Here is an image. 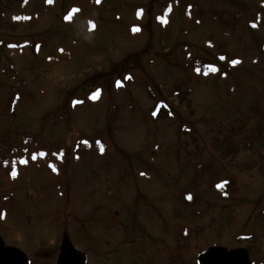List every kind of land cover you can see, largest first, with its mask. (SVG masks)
Here are the masks:
<instances>
[{
  "label": "rangeland",
  "instance_id": "rangeland-1",
  "mask_svg": "<svg viewBox=\"0 0 264 264\" xmlns=\"http://www.w3.org/2000/svg\"><path fill=\"white\" fill-rule=\"evenodd\" d=\"M22 7L7 33L25 48L0 52V156L18 147L16 165L0 159L6 244L34 264H54L64 233L89 264H197L221 245L264 264V0ZM222 43L219 74L188 67L187 53L216 62ZM163 99L174 115L156 120ZM227 178L228 197L215 188Z\"/></svg>",
  "mask_w": 264,
  "mask_h": 264
},
{
  "label": "trees",
  "instance_id": "trees-1",
  "mask_svg": "<svg viewBox=\"0 0 264 264\" xmlns=\"http://www.w3.org/2000/svg\"><path fill=\"white\" fill-rule=\"evenodd\" d=\"M30 0H27V2H29ZM26 5V2L24 1H17V5L14 6V7H4V8H1L0 9V52H3V53H7L8 51H18V50H21V49H24L25 48V45L24 44H21V42H18V41H13L12 38H9V34L7 33V31H10V29L12 30H15V28H17L18 24L20 23V16L19 15H14L12 11L9 12V10H12V9H15L17 7H22V6H25ZM22 9H24V7H22ZM172 11V7L171 5H166L165 8L163 9V12H161V19L162 21H164L169 13ZM251 26L253 28L251 29H256V26L254 24H251ZM224 29H222L223 31ZM218 41L217 37H210V39L206 42V45H208L209 47H213L215 45V43ZM228 49L227 45H225L224 43H222L220 49H221V52H220V56H222V58L219 56L217 61L216 62H211L203 57H193L192 56V53H187V57H188V60L186 63H188V67L196 74H199V75H206V76H209L211 74H219V64H220V61H223V62H226V60H228V54L227 53H224L222 50L223 49ZM239 63H236V65H238ZM215 69V71L213 70ZM113 77V76H112ZM98 78L97 77H93L91 78V82L92 81H95L97 80ZM117 79H120V80H124V82H126L127 80L124 78V79H121L120 77L118 78H115L114 81L112 82L113 85H116L117 83ZM132 79V77L130 78ZM100 87H98L95 92L93 90H91L90 92H87L85 93L84 96H86L85 99H82V100H78L76 97H73L70 101V106H73L74 107H77L79 105H85V103L88 101L90 102L91 100V103H94L96 101H98L101 97V90L99 89ZM178 94L176 95H180L179 92H177ZM14 98H11L10 101L11 102V112L14 113V110H15V107L17 105V102L19 101V94L18 93H14ZM73 107V108H74ZM174 107H171L168 102L163 99V100H159L158 104L155 106V109L153 111V115L155 116V119L158 120L161 115L163 114H167V115H170V116H173L174 114ZM12 134V132H10ZM10 141L12 142V138L10 139ZM31 141V140H29ZM0 144H4V142H0ZM51 144V143H50ZM101 145L102 143L101 142H92L90 144H84V145H81L80 146V149H86L88 147H93V146H96L98 148H101ZM13 145H10L7 148V147H4L5 149L3 150H6L8 149L9 152H3L2 154L5 153V156L4 155H1L0 156V159H1V163L3 165H9V164H13V161L11 163H9V159L11 158V153L13 154V152L18 149L17 148H13L12 147ZM51 147H54V144H51ZM0 148H1V145H0ZM230 147H228L226 149V151L224 152V157H227L230 153V150H229ZM58 149V148H56ZM19 152V151H17ZM58 159L60 160V156L58 157ZM52 162H53V159H52ZM55 163V164H54ZM53 164H51L55 169L56 167V162H54ZM10 177L12 179H15V174H12L10 175ZM233 186V180L231 178H227V179H224L223 181H221V183H219L217 186H215L216 188V191L221 194H224L228 197L229 195V191H230V188ZM189 198V199H188ZM193 196H186V200L187 202H191L193 200ZM262 215L264 216V209L262 211ZM252 236L249 237L248 239L249 240H252ZM214 245H217V244H214ZM256 264V263H255Z\"/></svg>",
  "mask_w": 264,
  "mask_h": 264
},
{
  "label": "water",
  "instance_id": "water-1",
  "mask_svg": "<svg viewBox=\"0 0 264 264\" xmlns=\"http://www.w3.org/2000/svg\"><path fill=\"white\" fill-rule=\"evenodd\" d=\"M61 247L58 264H86V255L75 249L68 233L64 234ZM199 256L198 264H252L248 250L243 248L211 247ZM0 264H28V258L20 249L4 248L0 240Z\"/></svg>",
  "mask_w": 264,
  "mask_h": 264
},
{
  "label": "flooded vegetation",
  "instance_id": "flooded-vegetation-1",
  "mask_svg": "<svg viewBox=\"0 0 264 264\" xmlns=\"http://www.w3.org/2000/svg\"><path fill=\"white\" fill-rule=\"evenodd\" d=\"M17 1H22V0H0V9L4 8V7H14V6L17 5ZM0 240L3 241L4 248H16V249L22 250L25 253V255L27 256L29 264H34L33 258H31L30 255L28 253H26V251H24L22 248H19V247H16V246L7 245L5 240H4V238L2 236H0ZM76 250L80 251L77 248H76ZM61 251H62V247H61V244H60V247H59V250H58V254H56L55 257H54V261H53L54 264H58V261L60 259V255H61ZM80 252H83V251H80ZM83 253L86 254V256H87V263L86 264H89V256H88V254L85 253V252H83Z\"/></svg>",
  "mask_w": 264,
  "mask_h": 264
},
{
  "label": "snow or ice",
  "instance_id": "snow-or-ice-1",
  "mask_svg": "<svg viewBox=\"0 0 264 264\" xmlns=\"http://www.w3.org/2000/svg\"><path fill=\"white\" fill-rule=\"evenodd\" d=\"M49 3H51V0H49ZM97 3H99V0H97ZM234 63H239V61H235ZM213 70L215 71V69H213Z\"/></svg>",
  "mask_w": 264,
  "mask_h": 264
}]
</instances>
